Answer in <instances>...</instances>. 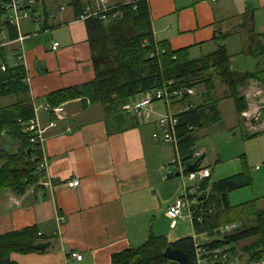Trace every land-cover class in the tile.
Returning <instances> with one entry per match:
<instances>
[{
  "label": "crops",
  "instance_id": "0c3cea01",
  "mask_svg": "<svg viewBox=\"0 0 264 264\" xmlns=\"http://www.w3.org/2000/svg\"><path fill=\"white\" fill-rule=\"evenodd\" d=\"M135 1L84 0V3L87 8L96 10L101 6L115 8ZM147 1L156 42H167L174 51L189 49L190 57L197 53L198 57L191 59L216 52L215 38L222 35L228 36L224 42L231 62L236 61L238 65L239 58L250 56L246 53L247 37L243 31L247 10L252 12L256 34L264 36V0ZM45 8L48 14L56 16L32 17L28 25L33 28L38 25L39 31L21 29V35L26 37L23 43L8 45L22 47L30 96L38 122L45 130L43 151L48 170L40 183L31 186L22 196L9 189L0 190V236L36 228L40 235L50 238L52 247L45 252L13 253L11 260L16 264H110L115 254L140 247L151 234L165 236L155 232L154 223L160 214L170 220L163 206V185L174 175L167 176L162 170L166 166L163 165L166 154L156 124L159 115L143 122L138 116V125L134 128L111 133L103 106L77 99L62 104L64 120L53 118L46 111L49 94L89 83L96 74L87 25L77 20L70 0H45ZM48 25L53 28L47 29ZM7 36L4 32L2 39L6 40ZM55 42L60 48L53 51ZM238 68L232 66L233 70L246 73ZM202 92L194 89L195 97L191 100L194 107L204 105ZM217 94L216 83L212 98H218ZM225 101L232 104L228 108L231 115L232 107L237 114L230 99H221L218 106L214 103L206 106L202 109L203 126L197 128V137L201 129L217 124L221 129L225 127L227 116L219 107ZM184 110L183 104L173 108L177 113ZM245 118L241 122L238 117L232 122L233 129L241 128L246 138L264 133V111L258 119L252 118L250 124ZM51 122L56 126L49 127ZM0 147L15 152L19 144L5 136ZM197 150L195 145V153L205 159L204 151ZM201 169L210 168H202L201 164ZM74 179L81 181L80 186L69 188L67 182ZM235 225L238 229L239 225ZM166 237L170 242L180 240ZM197 238L202 240L199 242ZM212 238L208 234H196L194 239L201 245ZM74 253L81 255L82 260L74 257Z\"/></svg>",
  "mask_w": 264,
  "mask_h": 264
},
{
  "label": "trees",
  "instance_id": "16d2710c",
  "mask_svg": "<svg viewBox=\"0 0 264 264\" xmlns=\"http://www.w3.org/2000/svg\"><path fill=\"white\" fill-rule=\"evenodd\" d=\"M40 3L37 8L27 9L31 10L28 19H39L41 15L50 17L45 8V0ZM8 4L9 0H0V37L4 32L8 35L6 40L0 42V59L6 66L5 71L0 67V142L7 136L19 147L15 152L0 147V190L9 189L15 195L22 196L31 186L38 185L47 171L40 169L44 159L42 146L40 143H32L33 136L27 131L36 114L30 96L27 70L21 59L22 47L8 45L20 44L17 40L22 36V27L12 25L8 20ZM70 5L77 19L87 9L84 0H70ZM251 13V10H247L243 23L247 37L246 53L255 59H264V36L256 34ZM105 15L106 20L90 18L85 22L93 51L95 79L81 86L49 94L47 106L54 109L77 99L101 104L109 132L117 133L138 125V116L124 110L127 104L142 94L167 89L172 95L171 111L177 119L178 145L174 147L175 153L180 156L186 173L190 172L188 168L196 162H199L196 170L201 169L204 157H194L196 130L203 126L202 109L212 103L218 106L221 102L219 97L212 98L216 92V79L227 88L226 99L233 101L242 122L249 104L239 88H247L252 80L264 86V67L246 73L233 70L231 56L224 42L227 35L217 36V51L199 59H191L189 49L174 51L167 42L157 43L147 0L111 8ZM46 28L53 27L48 25ZM188 89L203 90L204 105L194 107L191 100L195 93L185 94ZM181 91L184 93L178 94ZM9 99L14 101L5 106V101ZM179 104L186 106V110L178 113L173 111ZM242 166L241 173L237 175L217 182H213L211 177L205 179L198 185V194L191 196V200L198 201L191 211L194 230L198 235L213 236L212 239L199 245L193 237L170 242L166 236L151 234L140 247L115 254L110 264H163L167 261L165 250L170 246L188 256L185 264H199L200 247L207 251L225 248L232 259L238 254L236 246L245 241H250L241 250L248 257L247 263L264 260V210L258 207V199L238 206L230 204L229 195L232 192L253 184L245 158ZM230 224H238L239 228L231 233L225 232L224 227ZM49 240L40 235L36 228L4 234L0 236V264H16L11 260L13 253H37L35 245ZM205 258L208 262L212 261L208 256Z\"/></svg>",
  "mask_w": 264,
  "mask_h": 264
},
{
  "label": "rangeland",
  "instance_id": "374dc122",
  "mask_svg": "<svg viewBox=\"0 0 264 264\" xmlns=\"http://www.w3.org/2000/svg\"><path fill=\"white\" fill-rule=\"evenodd\" d=\"M31 21H33L32 18H27L21 23V27L24 31L28 29L31 31H37L39 29L37 24L35 28H33V25L29 26L28 24ZM2 40L1 36L0 42ZM195 57L198 56L197 53L194 52V54L191 55V58ZM235 62L236 61L231 62L233 68L239 67L238 70L243 72H252L255 71L256 68L258 69L264 67L263 58L255 59L251 56H243L238 59V65H236ZM216 83L218 84L217 95L221 99H226L228 96L226 87L219 79H216ZM239 91L242 96L246 98L249 104V110L246 112L247 117L244 118L246 119L245 121L247 124H250L252 118L258 119V116L260 117V113L264 111V86H262L260 82L252 80L247 88L244 89L241 87L239 88ZM12 102L13 100L9 99L6 100L4 104L5 106H9ZM165 103L166 102L164 101H157L154 104V109L152 111V116L154 115L153 117H158V115L160 117L161 115L164 116L167 114V105ZM229 105H232L229 101H225L222 105H219L224 114L227 116L226 125L223 129L220 128V124H217L213 125L214 127L211 126L209 129H201L198 132L196 145L199 150H202L205 153V159L202 161V168L209 167L212 172L211 180L219 181L226 176L236 174L241 171V162L243 161V158H245V161L250 168V174L253 177V184L251 187L232 192L229 195L230 202L233 205H239L258 199V207L261 210H264V133H261L256 137L246 138V134L241 130V128L233 129L235 126L232 122L238 119V116L235 114L233 107L231 115V111L228 110ZM145 120L148 119L143 115V117H141V121L143 122ZM163 145L165 146L166 154L163 165L169 166L174 175L173 177L167 179L163 185L164 195L162 201L164 203V209L167 211L168 206L170 207L177 201L178 198L184 197L186 193L185 187H195V185H198L199 183L198 181L191 182L185 180V177L189 173H183L182 170L175 168L174 165H171L176 157L175 148L172 145ZM199 150H197V152H199ZM179 172L181 173V176H176ZM155 202L156 205H159L157 200H155ZM183 217L177 220V228L175 227L176 229H172V221L165 218L164 214H160L158 221L154 223V230L159 235L164 234L171 239H182L186 237H194L196 239V234L192 226V219L190 218V210H184ZM149 222L151 221L149 220ZM201 240L202 239L199 238L198 241L200 242ZM248 243L249 242H244L238 247L236 246L238 254L231 260H225L221 264H248L247 255L243 254L241 251ZM205 263L206 261L203 262V264Z\"/></svg>",
  "mask_w": 264,
  "mask_h": 264
},
{
  "label": "built area",
  "instance_id": "2783aa9c",
  "mask_svg": "<svg viewBox=\"0 0 264 264\" xmlns=\"http://www.w3.org/2000/svg\"><path fill=\"white\" fill-rule=\"evenodd\" d=\"M41 0H9V4L7 6L8 8V20L12 25H16L20 28L21 22L23 19H26L29 17V13L32 10V8H37V6L40 3ZM102 3H106V1H103ZM27 9H31L30 11H27ZM111 8H105L101 6L100 8L93 10L92 8H87L86 11L81 14L78 17V21L80 22H86L90 18H102L104 20L107 19V16L105 15L107 12H109ZM56 14L51 13L50 17H55ZM26 37L21 36L17 42L20 44L24 41ZM60 48V44L55 42L52 46V50L56 51ZM24 54L22 53L21 59L23 60ZM0 67L3 71L6 70V66L3 63V61L0 59ZM178 93V92H177ZM184 92L181 91L178 94L182 95ZM185 94L187 95H193V90H186ZM184 94V95H185ZM172 95L167 89H159L155 90L151 93H146L144 96L140 99H137L133 101L130 104H127L124 107V110L130 112L133 115H137L139 117H143V115L150 120L152 117V111L153 106L157 101H164L167 105V114L164 116H160L157 120L156 124L161 132L160 140L164 144L172 145L173 147L177 148L178 145V138H177V132H176V125H177V119L173 115V112L171 111V99ZM46 111L49 113H53L54 117L58 121L64 120L63 116V107H56L54 109H50L48 106H46ZM36 114V113H35ZM37 115V114H36ZM35 115V118L32 119L27 127V131L30 132L33 136L31 139L32 143H40L42 146L43 151V144H44V133L45 130L41 128L38 118ZM247 117L246 113L244 115ZM145 120V121H148ZM56 126L55 122H51L49 127ZM178 150V149H176ZM44 152V151H43ZM44 154V153H43ZM44 159L43 162L40 164V169L47 171L48 170V160L45 154L43 155ZM175 159L172 163L175 168L180 169L183 171V173H186V168L183 166L181 162V158L178 154L175 153ZM194 157H200V153H194ZM162 170H164L167 173V176L173 175V172L169 166H163ZM189 174L185 177V180L191 181V182H197L200 184L202 181H204L207 178H210L212 175V172L210 169H199L195 170L193 172H188ZM181 174V173H180ZM186 175V174H184ZM81 184V181L79 179H74L67 182V186L69 188H77ZM198 184V185H199ZM198 185L196 184L195 187H185L186 193L184 197L178 198L175 203H173L168 209H167V217L172 221V228H175L177 226V220L183 216L184 210L188 209L190 210V217H191V211L193 208V205L196 204L195 199L191 200V196H195L198 194ZM237 226L235 224H232L230 226H226L224 228L225 232L231 233L233 232ZM198 263L202 264L203 261L206 260L203 259L204 256H208L212 262L220 261V260H229L230 259V253L225 248H219L214 251H207L206 249L199 248L198 249ZM74 257H76L78 260H82V256L74 253ZM253 264H264V260L260 262H256Z\"/></svg>",
  "mask_w": 264,
  "mask_h": 264
},
{
  "label": "water",
  "instance_id": "95a60500",
  "mask_svg": "<svg viewBox=\"0 0 264 264\" xmlns=\"http://www.w3.org/2000/svg\"><path fill=\"white\" fill-rule=\"evenodd\" d=\"M254 122V121H253ZM198 163H194L192 166L188 168L190 172H193L197 169ZM176 176H179V173L176 174ZM52 247L51 242H41L35 245V249L38 252H45L46 250L50 249ZM165 256L167 258V261L163 264H185L188 261V256L181 250L170 246L165 250Z\"/></svg>",
  "mask_w": 264,
  "mask_h": 264
}]
</instances>
